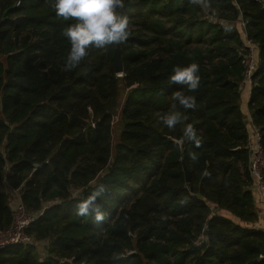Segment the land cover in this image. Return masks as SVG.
Listing matches in <instances>:
<instances>
[{"label": "trees", "instance_id": "trees-1", "mask_svg": "<svg viewBox=\"0 0 264 264\" xmlns=\"http://www.w3.org/2000/svg\"><path fill=\"white\" fill-rule=\"evenodd\" d=\"M53 3L0 0V228L12 220L8 187L19 188L28 212L41 211L26 233L47 245L42 261L32 244L8 246L0 264H264L240 103L245 35L257 46L247 103L264 143V0H124L120 74L115 45L65 68L74 19ZM192 62L201 79L189 92L169 76ZM181 89L196 104L168 129L160 116ZM93 191L99 221L77 214Z\"/></svg>", "mask_w": 264, "mask_h": 264}, {"label": "clouds", "instance_id": "clouds-1", "mask_svg": "<svg viewBox=\"0 0 264 264\" xmlns=\"http://www.w3.org/2000/svg\"><path fill=\"white\" fill-rule=\"evenodd\" d=\"M53 7L57 17L65 21L74 19L68 24L63 35L70 43L65 68L71 70L87 54L90 48L102 49L109 45L124 42L128 36V17L119 11L124 7V0H54ZM172 83L184 86L187 91H195L200 85L199 64L174 65L169 76ZM174 104L171 109L160 116L162 124L168 129H174L187 117L180 109L195 107L193 95H185L184 90L173 94ZM177 105L179 107H177ZM183 136L187 140L199 143L196 130L191 124H186ZM195 159V155H193ZM99 192L93 191L87 198L77 203V214L88 215L95 213L97 221L104 218L100 206L96 203Z\"/></svg>", "mask_w": 264, "mask_h": 264}, {"label": "built area", "instance_id": "built-area-1", "mask_svg": "<svg viewBox=\"0 0 264 264\" xmlns=\"http://www.w3.org/2000/svg\"><path fill=\"white\" fill-rule=\"evenodd\" d=\"M211 19L213 20L215 17L213 16ZM237 22L244 30L246 26L245 21L238 19ZM244 44L246 47L243 49L244 54L242 57V63H244L245 67L242 88L252 86V75L257 70L259 64L256 58L257 46L249 41L245 35ZM245 122L249 130L246 139V148L249 153L248 170L252 181L251 189L258 215L257 222L253 227L258 229L261 226L264 229V143L262 142L259 128L251 122L249 110L248 115L245 117ZM9 190L12 192L9 197L12 220L7 228H0V250L16 244H32L39 253V260L42 261L46 252V241L35 240L33 236L26 233V229L29 227L28 225L37 219L41 211L34 214L29 213L20 198L21 190L19 188L8 187V192Z\"/></svg>", "mask_w": 264, "mask_h": 264}, {"label": "water", "instance_id": "water-1", "mask_svg": "<svg viewBox=\"0 0 264 264\" xmlns=\"http://www.w3.org/2000/svg\"><path fill=\"white\" fill-rule=\"evenodd\" d=\"M113 66H114L115 73L120 74L123 71L120 47H119L118 44L115 45V50H114V53H113ZM70 118L73 119V120H77V121L79 120L80 122H82L84 124H88L89 123V121L87 119H83L79 115L77 116L75 113L70 114ZM181 162L183 163L185 181L188 182L190 180V172H189V170H188V168L186 166V163H184L183 159H182ZM50 237H52L51 234H50ZM255 262H257L256 259H254L253 261H250V263H255Z\"/></svg>", "mask_w": 264, "mask_h": 264}, {"label": "rangeland", "instance_id": "rangeland-1", "mask_svg": "<svg viewBox=\"0 0 264 264\" xmlns=\"http://www.w3.org/2000/svg\"><path fill=\"white\" fill-rule=\"evenodd\" d=\"M112 126H113V130H112V138H111V140H112V145H114L118 141V138H119L120 133H121V130H122V125H121V122H120V119H119V112L113 118ZM8 193H9V197H10L11 194H12V192H10V190H9ZM224 213H225V215H227L230 218H232L230 216L229 212H227L225 210L220 211V214H223L224 215Z\"/></svg>", "mask_w": 264, "mask_h": 264}, {"label": "crops", "instance_id": "crops-1", "mask_svg": "<svg viewBox=\"0 0 264 264\" xmlns=\"http://www.w3.org/2000/svg\"><path fill=\"white\" fill-rule=\"evenodd\" d=\"M256 58H257V56H256ZM250 91H251V87H249V86H245V87H243L242 89H241V94H240V103H241V109H242V112H243V115H244V117H246L247 115H248V103H247V101H248V98H249V95H250ZM224 215H225V213H224ZM226 217H229V216H227V215H225ZM231 216V215H230ZM232 217V216H231ZM231 219H233L234 221H237L238 222V220L237 219H235V218H231ZM240 222V221H239ZM259 228V227H258ZM257 229V228H256Z\"/></svg>", "mask_w": 264, "mask_h": 264}]
</instances>
